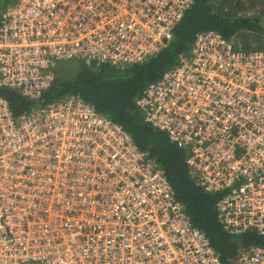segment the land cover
I'll use <instances>...</instances> for the list:
<instances>
[{
	"label": "built area",
	"instance_id": "2783aa9c",
	"mask_svg": "<svg viewBox=\"0 0 264 264\" xmlns=\"http://www.w3.org/2000/svg\"><path fill=\"white\" fill-rule=\"evenodd\" d=\"M6 1L0 89L37 100L61 62L124 68L156 55L195 0ZM137 106L220 195L224 229L264 236V49L203 31ZM235 261L264 264V245ZM0 264L223 263L158 160L71 94L19 115L0 95Z\"/></svg>",
	"mask_w": 264,
	"mask_h": 264
},
{
	"label": "trees",
	"instance_id": "16d2710c",
	"mask_svg": "<svg viewBox=\"0 0 264 264\" xmlns=\"http://www.w3.org/2000/svg\"><path fill=\"white\" fill-rule=\"evenodd\" d=\"M7 5L8 1H2L0 10ZM243 5L242 0H195L175 28L172 39L156 55L124 68L107 63L89 67L77 60L61 62L56 67L55 84L37 100H29L15 90L0 89V95L8 98L16 115L75 94L122 124L135 142L164 168L193 224L210 237L223 264H236L243 247L264 245V239L256 241L251 236L256 233L239 235L224 229L216 207L220 195L208 193L195 183L185 150L145 122L137 99L149 84L179 62L180 55L189 52L203 31L216 30L246 51L263 50L261 46L252 48L253 42L264 40L262 14L246 13L242 11ZM71 67L77 68V72H69Z\"/></svg>",
	"mask_w": 264,
	"mask_h": 264
},
{
	"label": "rangeland",
	"instance_id": "374dc122",
	"mask_svg": "<svg viewBox=\"0 0 264 264\" xmlns=\"http://www.w3.org/2000/svg\"><path fill=\"white\" fill-rule=\"evenodd\" d=\"M244 1V5H243V9L242 11L246 12V13H261L262 14V19H263V25H264V0H242ZM239 42V41H237ZM259 46L261 47H264V40H262L261 42H253L252 43V48L254 47H258ZM68 64L72 63V64H78V62H67ZM61 65V63L59 64ZM77 72V68L75 67H71V69H69V72ZM252 238L256 241H259V240H263L264 239V236L262 235H251ZM236 239V238H235ZM236 241V240H235ZM236 263V261H235Z\"/></svg>",
	"mask_w": 264,
	"mask_h": 264
},
{
	"label": "bare ground",
	"instance_id": "6f19581e",
	"mask_svg": "<svg viewBox=\"0 0 264 264\" xmlns=\"http://www.w3.org/2000/svg\"><path fill=\"white\" fill-rule=\"evenodd\" d=\"M194 44V43H193ZM193 46V45H192Z\"/></svg>",
	"mask_w": 264,
	"mask_h": 264
}]
</instances>
